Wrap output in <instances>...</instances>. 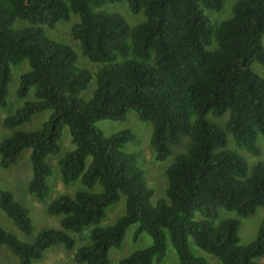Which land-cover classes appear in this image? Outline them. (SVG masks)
<instances>
[{"label": "trees", "instance_id": "obj_1", "mask_svg": "<svg viewBox=\"0 0 264 264\" xmlns=\"http://www.w3.org/2000/svg\"><path fill=\"white\" fill-rule=\"evenodd\" d=\"M125 1L142 20L130 25L117 12L102 10ZM225 0H0V108L7 106L11 70L24 62L19 99L33 89V100L6 116L2 126L13 131L0 141V167L16 165L30 149V195L44 201L50 194L52 169L46 159L60 151L62 130L68 128L73 149L58 160L64 185H95L100 192L62 194L46 207L60 216L59 228L40 229L33 237L30 210L0 189V210L29 241L0 227V248L33 264L44 252L62 245L72 251L78 234L91 227L90 244L73 254L74 264H108L109 250L120 248L127 229L132 239L142 233L152 244L132 252L117 264L159 263L170 240L178 261L172 264H210L194 254L188 240L219 264H257L264 257V219L255 239L241 245L240 218L264 207V163L249 168L228 148L253 156L264 136V79L251 66H264V0H236L228 18L212 22L207 12L219 13ZM78 22L71 35L93 73L76 66L75 51L49 38L43 27ZM16 21L26 23L14 28ZM94 80L91 97L81 94ZM129 110L151 125L150 145L156 161L166 160L183 138L188 143L166 168L164 197L153 201L135 156L122 152L135 136L129 130L105 136L96 123L123 121ZM50 111L40 128L18 130L36 114ZM223 125L207 117L222 118ZM125 198L124 214L101 226L108 207ZM235 218L219 219V212ZM200 219H195V214ZM217 220V221H216Z\"/></svg>", "mask_w": 264, "mask_h": 264}, {"label": "rangeland", "instance_id": "obj_2", "mask_svg": "<svg viewBox=\"0 0 264 264\" xmlns=\"http://www.w3.org/2000/svg\"><path fill=\"white\" fill-rule=\"evenodd\" d=\"M235 1L236 0H225L224 7L221 12H207V15L212 22L226 19L230 16L231 8ZM102 10L106 12L120 13L130 25H134L142 20L141 15H133L129 11L125 1L121 3L107 4L102 8ZM77 22L78 17L72 15L68 22H60L56 24L54 28L43 27V29L49 38L67 44L75 51L77 56V67L87 69L94 73L97 70L98 65L90 63L88 59L82 55L78 42L75 41L71 35L72 26ZM24 25H26V23L16 21L13 27L20 28ZM262 43L264 44V36L262 38ZM251 68L253 72L264 79V66L254 63L252 64ZM27 71H29L27 62H24L17 67H13L11 70L12 79L8 86L7 106L5 108H0V141L5 137L10 136L13 132L11 130L5 129L2 126L3 119L6 116L15 113V111L21 108L26 101L33 100V89L29 91L26 98L24 99H19L16 96V89L20 80V76ZM94 87L95 82L92 80L88 85V88L81 94L80 97L85 100L89 99ZM50 113V111H44L36 114L30 123L24 124L17 129L25 131L36 130L40 128L42 122L48 118ZM227 118L228 112L224 114L222 118H214L210 115L207 117L210 122L218 125H223ZM96 127L102 130L105 136H109L123 130H129L134 134V141L125 144L122 152L126 154H133L135 156L136 164L142 170L147 186L153 190V201L162 196L164 197V192L167 186L165 170L174 161L176 154L183 151L184 146L188 143L189 139L187 137L183 138L181 143L175 147V153H172L166 160L156 161L154 158V152L150 145V137L152 133L151 125L148 122L141 121L135 111L129 110L126 114L125 120L123 121H98L96 123ZM227 144L230 150L236 151L244 158L249 168L256 164V162L264 163V136H260L257 140V144L261 150V153L258 156H253L244 149L237 148L233 143L232 137L230 136L228 137ZM59 145V153L57 155H50L46 159L47 163L52 169V174L47 179L48 185L50 186V194L44 201L37 200L35 196L30 195L27 190V185L31 178V166L29 160L30 149L21 152L16 165L11 166L8 169H3L0 167V189L7 190L12 193L16 201L30 210L29 216L33 226L32 237L40 229L59 228V221L61 217L51 216L46 211L47 205L54 198L62 194L72 196L77 191H101V187L99 185H95L93 188L89 189L82 186L78 182H74L70 185H64L62 183L58 167V160L64 155L65 152L73 149L71 137L67 127H64L62 130ZM124 210L125 198L121 197V199L116 204L107 208L106 216L102 221L101 226L113 224L118 217L124 214ZM235 217L236 214L234 212H226L221 210L217 220ZM195 219H200V215L198 213L195 214ZM263 219L264 207L258 208L255 214L252 216L240 218L238 235L241 245H247L255 239L258 227ZM0 227L13 233L18 237V239L22 241H29V238L21 234V232L16 229L14 224L3 214L1 210ZM135 229L136 225L130 226L126 231L120 248H111L109 250L108 264H117L120 259L127 257L132 252L145 249L152 244L151 237L146 233H142L137 240H133L132 234ZM90 230L91 227H88L78 234H71V236L75 239V246L72 251L66 250L62 245L53 246L44 252V256L41 260L34 261L33 264H74V252L82 245H89L91 243L89 239ZM188 243L190 250L194 254L206 258L210 264H219V262L213 258V256L198 249L190 238ZM177 261L178 258L176 251L172 247L170 240L167 237L166 253L164 258L161 262L157 263L153 261L152 264H172L176 263ZM255 262L257 264H264V257L255 259ZM0 264H19L18 257L13 255L6 247L3 246L0 248Z\"/></svg>", "mask_w": 264, "mask_h": 264}]
</instances>
